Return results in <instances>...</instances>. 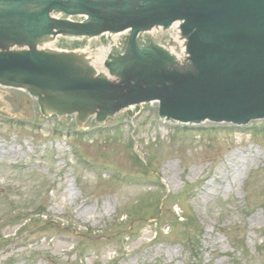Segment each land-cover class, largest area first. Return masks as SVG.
<instances>
[{
  "label": "rangeland",
  "instance_id": "374dc122",
  "mask_svg": "<svg viewBox=\"0 0 264 264\" xmlns=\"http://www.w3.org/2000/svg\"><path fill=\"white\" fill-rule=\"evenodd\" d=\"M2 89L21 118L0 117V264H264V119L182 124L154 102L77 131Z\"/></svg>",
  "mask_w": 264,
  "mask_h": 264
},
{
  "label": "water",
  "instance_id": "95a60500",
  "mask_svg": "<svg viewBox=\"0 0 264 264\" xmlns=\"http://www.w3.org/2000/svg\"><path fill=\"white\" fill-rule=\"evenodd\" d=\"M176 22L188 60L179 61L165 37L139 42L141 33ZM127 30L124 54L106 60L108 73L88 51L47 47L59 36ZM0 84L28 91L45 116L76 115L80 127L151 101L182 123L264 118V0H0ZM5 95L0 89V114L19 115Z\"/></svg>",
  "mask_w": 264,
  "mask_h": 264
},
{
  "label": "bare ground",
  "instance_id": "6f19581e",
  "mask_svg": "<svg viewBox=\"0 0 264 264\" xmlns=\"http://www.w3.org/2000/svg\"><path fill=\"white\" fill-rule=\"evenodd\" d=\"M106 52H107V49H104L103 52L100 51V53L98 54V61H99V63L97 65H99V67H102L101 68L102 70H104V67H103V64L102 63L106 59V54H107ZM184 64H186V66H188V64H187L186 61L184 62Z\"/></svg>",
  "mask_w": 264,
  "mask_h": 264
},
{
  "label": "trees",
  "instance_id": "16d2710c",
  "mask_svg": "<svg viewBox=\"0 0 264 264\" xmlns=\"http://www.w3.org/2000/svg\"><path fill=\"white\" fill-rule=\"evenodd\" d=\"M255 128H258V127H255Z\"/></svg>",
  "mask_w": 264,
  "mask_h": 264
}]
</instances>
